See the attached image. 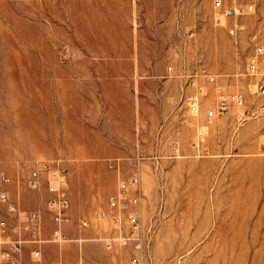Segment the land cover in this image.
Here are the masks:
<instances>
[{
  "label": "rangeland",
  "instance_id": "374dc122",
  "mask_svg": "<svg viewBox=\"0 0 264 264\" xmlns=\"http://www.w3.org/2000/svg\"><path fill=\"white\" fill-rule=\"evenodd\" d=\"M239 2L256 10L224 18L215 0H0V173L8 177L0 187L42 218L23 264H131L130 247L101 239L116 232L99 213L132 175L136 153L150 172L142 205L155 226L153 264H264V96L246 70L264 42V0ZM115 31L145 56L177 52L192 72L216 73L207 101L197 112L179 102L176 58L159 77L108 80L106 42L117 39L105 32ZM217 85L242 91L246 106L208 122ZM50 159L68 170L63 241L46 182L27 184ZM0 215L11 216L4 204Z\"/></svg>",
  "mask_w": 264,
  "mask_h": 264
},
{
  "label": "built area",
  "instance_id": "2783aa9c",
  "mask_svg": "<svg viewBox=\"0 0 264 264\" xmlns=\"http://www.w3.org/2000/svg\"><path fill=\"white\" fill-rule=\"evenodd\" d=\"M214 5L222 9L224 18L236 17L256 10V4H242L239 0H215ZM238 27L239 25L231 27L230 31L235 34L239 29ZM262 56H264V42L255 47L254 52L249 57L246 70L250 76L255 77L256 91L264 96V70L260 60ZM180 77L182 83L179 88V102L186 101L189 109L197 112L200 104L207 101H205L207 90L200 82V77H204L209 83L216 84L218 75L204 66L196 72L187 70L182 66ZM216 88L214 106H208L205 111L206 121L211 122L216 117L225 116L230 112L233 105L246 106V97L242 91L236 90L228 93L222 86L217 85ZM240 118L243 116L241 115ZM199 134L198 147H201L209 134L208 125L205 124ZM144 159L141 153H136L135 156L128 159V163L134 169L132 175L120 179L117 193L110 197L107 207L99 213V217L110 221L116 232V235L112 237V244L113 241H119L132 249L131 264H153L151 251L155 226L154 221L150 225L144 222L142 205L144 189L140 166ZM7 181V175L4 172L0 173V182L5 183ZM44 182H46L49 192L48 207L54 222L58 226L55 230V236L58 241H63L62 225L70 221L71 201L68 195V170L62 165L61 159H50L38 164L32 170L27 184L32 189H38ZM2 204L6 205L11 216L0 215V264H23L22 253L26 242H39L38 237L42 227L41 215L37 211H28L17 206L10 200L8 192L0 187V205ZM80 225L87 227L89 221L83 219ZM117 230L119 231L118 236ZM21 231H26L30 238H25ZM111 247L112 245L108 246V248ZM33 253L37 257L41 256L40 249H36Z\"/></svg>",
  "mask_w": 264,
  "mask_h": 264
},
{
  "label": "crops",
  "instance_id": "0c3cea01",
  "mask_svg": "<svg viewBox=\"0 0 264 264\" xmlns=\"http://www.w3.org/2000/svg\"><path fill=\"white\" fill-rule=\"evenodd\" d=\"M117 3L124 0H116ZM134 6L136 7L137 0H133ZM122 35L117 31L111 32L108 34L105 32V39L108 37L110 39H117L113 42H106V57H107V74L108 80H116V79H133L149 77V76H161L165 73L166 67H170L171 71L174 70L173 64L171 60L178 59L180 62L179 67L176 72L178 74V100L180 96V86L182 83V78L180 75L182 74V66L185 69L190 70V67L186 61H184L183 57L180 56L177 52L175 54L168 53L165 51L164 54L159 53L156 55H147L145 56L143 53L142 44L139 42H134L133 40L128 43L120 40ZM168 64H170L168 66ZM177 78V79H178ZM200 82L206 87V80L204 77H200ZM137 85H139V80H137ZM186 103V101H184ZM141 171V166H140ZM142 176L146 174H150L146 166L142 167ZM144 193L147 195V191L144 189ZM12 200L18 203L19 206H24L26 203L21 198L17 199L16 195L11 193ZM145 197V196H144ZM24 203V204H23ZM242 210V209H240ZM231 211H233L231 209ZM108 224H111L109 220H107ZM244 247L247 246L246 241L243 242Z\"/></svg>",
  "mask_w": 264,
  "mask_h": 264
},
{
  "label": "bare ground",
  "instance_id": "6f19581e",
  "mask_svg": "<svg viewBox=\"0 0 264 264\" xmlns=\"http://www.w3.org/2000/svg\"><path fill=\"white\" fill-rule=\"evenodd\" d=\"M142 178H143V177H142ZM105 219H106V218H105ZM107 220H108V219H107ZM101 239L106 240L107 247L110 246V245H112V237H110V238H103V237H101Z\"/></svg>",
  "mask_w": 264,
  "mask_h": 264
}]
</instances>
